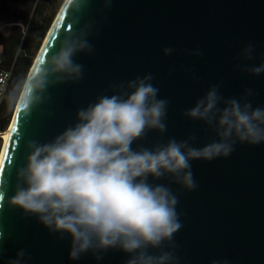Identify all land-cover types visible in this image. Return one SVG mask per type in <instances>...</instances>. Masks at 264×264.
Masks as SVG:
<instances>
[{
	"label": "water",
	"instance_id": "95a60500",
	"mask_svg": "<svg viewBox=\"0 0 264 264\" xmlns=\"http://www.w3.org/2000/svg\"><path fill=\"white\" fill-rule=\"evenodd\" d=\"M46 38L27 78L49 82L44 99L28 112L23 96L31 89L24 86L0 165V194L6 193L0 201V264H10L20 250L21 264H126L128 255L118 249L101 259L91 252L71 259L70 234L50 231L10 203L17 172L27 163L28 142H51L77 122L79 109L148 74L159 89L157 98L169 101L167 130H150L133 149L170 138L195 136L189 143L197 148L218 140L204 121L184 113L215 85L223 100H240L251 89L254 95L246 99L264 107V73L241 70L264 63V0H67ZM83 40L92 51L72 56L83 66L82 78L72 79L61 67V49ZM249 44L254 56L246 60L242 52ZM165 48L172 53L165 55ZM197 49L199 56L192 54ZM234 147L228 157L190 161L194 190L170 176L149 177L178 197L182 227L174 234L175 246L166 243L163 249L173 252L177 264H264V143L237 141Z\"/></svg>",
	"mask_w": 264,
	"mask_h": 264
},
{
	"label": "clouds",
	"instance_id": "9594fccd",
	"mask_svg": "<svg viewBox=\"0 0 264 264\" xmlns=\"http://www.w3.org/2000/svg\"><path fill=\"white\" fill-rule=\"evenodd\" d=\"M79 51L91 52L92 47L83 40L78 47L61 49V67L72 79L82 78L83 66L72 59ZM163 51L169 55L173 49ZM192 54L202 53L197 49ZM242 56L253 59V45L246 46ZM241 70L259 76L264 63ZM152 79L151 74L137 77L126 86L121 84L116 94L102 95L79 109L77 122L51 142H28L27 163L17 172L19 182L9 201L25 214L37 216L50 231L70 234L73 260L88 252L101 259L102 253L118 249L128 255L126 264H177L173 252L163 249L166 243L175 246L174 234L182 227L176 211L178 197L166 185L149 182V177L170 176L194 190L198 185L190 161L228 157L237 141L264 143V107H253L246 99L253 91L247 89L240 100H223L220 85H215L184 114L204 121L218 140L197 148L189 143L195 136L181 141L170 138L166 144L133 149V143L150 130H167L169 101L157 98L159 89ZM57 82L62 81H51ZM48 84L43 78L39 83L35 78L26 81L25 87L31 89L23 96L28 112L43 101ZM5 194H0V201ZM24 256L20 250L10 264H21Z\"/></svg>",
	"mask_w": 264,
	"mask_h": 264
},
{
	"label": "trees",
	"instance_id": "16d2710c",
	"mask_svg": "<svg viewBox=\"0 0 264 264\" xmlns=\"http://www.w3.org/2000/svg\"><path fill=\"white\" fill-rule=\"evenodd\" d=\"M64 1L0 0V23H13L9 32H0V67L12 71L0 110L2 131L10 125L30 70Z\"/></svg>",
	"mask_w": 264,
	"mask_h": 264
},
{
	"label": "built area",
	"instance_id": "2783aa9c",
	"mask_svg": "<svg viewBox=\"0 0 264 264\" xmlns=\"http://www.w3.org/2000/svg\"><path fill=\"white\" fill-rule=\"evenodd\" d=\"M9 25L11 27L13 24L0 23V32L5 33V29ZM2 50H3V47H2V44H0V60H1ZM11 75H12L11 70L0 67V110H1V106L6 97ZM0 127H1V115H0ZM4 132L5 131H2L0 128V138H3Z\"/></svg>",
	"mask_w": 264,
	"mask_h": 264
},
{
	"label": "bare ground",
	"instance_id": "6f19581e",
	"mask_svg": "<svg viewBox=\"0 0 264 264\" xmlns=\"http://www.w3.org/2000/svg\"><path fill=\"white\" fill-rule=\"evenodd\" d=\"M66 1H67V0H65L64 4H63L62 7L60 8V10H59V12H58V14H57L56 17H58V15H59L60 11L62 10L63 6L65 5ZM45 39H46V40H45V42H43L44 44H43V46L41 47L40 52L42 51V49H43V47H44V45H45V43H46V41H47V38H45ZM39 54H40V53H39ZM38 57H39V56H37L36 59H35L34 66H35V63H36V60L38 59ZM30 73H31V72H30ZM22 95H23V94H22ZM22 95H21V97H20L19 103H20V101H21ZM19 103H18V105H17V107H16V112H17V109H18ZM16 112H15V115H16ZM15 115H14V116H15ZM13 121H14V119H13ZM13 121L11 122V124L9 125V127L7 128V130L3 133V140H4V143H3L2 151H1V154H0V165H1V161H2V158H3V154H4L5 147H6V143H7V135H8V133L10 132V129H11L12 124H13Z\"/></svg>",
	"mask_w": 264,
	"mask_h": 264
},
{
	"label": "rangeland",
	"instance_id": "374dc122",
	"mask_svg": "<svg viewBox=\"0 0 264 264\" xmlns=\"http://www.w3.org/2000/svg\"><path fill=\"white\" fill-rule=\"evenodd\" d=\"M64 2H65V1H64ZM63 4H64V3H63ZM63 4H62V5H63ZM61 7H62V6H61ZM6 24H13V23H6ZM10 28H11L10 25L7 26L6 29H5V32H9ZM28 76H29V75H28ZM27 78H28V77H27ZM23 89H24V87H23ZM22 92H23V90H22ZM22 92H21V94H20V97H21V95H22ZM20 97L18 98V102H17V104H16V106H15L13 112H12L11 120H10V124H11V122L13 121V118H14V115H15V112H16V107H17V105H18V103H19ZM3 143H4V140H3V138H1L0 154H1V151H2Z\"/></svg>",
	"mask_w": 264,
	"mask_h": 264
},
{
	"label": "snow or ice",
	"instance_id": "6c2138e0",
	"mask_svg": "<svg viewBox=\"0 0 264 264\" xmlns=\"http://www.w3.org/2000/svg\"><path fill=\"white\" fill-rule=\"evenodd\" d=\"M13 131H15V129H13ZM5 157L8 158V154L7 153H5Z\"/></svg>",
	"mask_w": 264,
	"mask_h": 264
}]
</instances>
